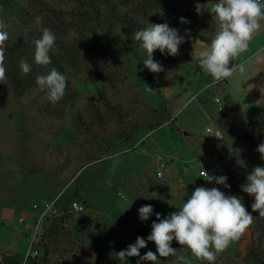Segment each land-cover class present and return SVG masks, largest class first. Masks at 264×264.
I'll use <instances>...</instances> for the list:
<instances>
[{"label":"rangeland","instance_id":"1","mask_svg":"<svg viewBox=\"0 0 264 264\" xmlns=\"http://www.w3.org/2000/svg\"><path fill=\"white\" fill-rule=\"evenodd\" d=\"M13 1L19 5H25L31 0ZM193 1L198 11H206L212 17L209 9L216 0ZM47 2L56 10L72 8V5L65 0H47ZM163 23L177 29L179 34L185 37V42L179 46L178 55L170 56L167 50L163 54L160 51L153 53V59L161 64L166 78L173 81L179 71L175 72L174 63L182 56H191L186 38L188 31L175 17H165L156 24ZM216 27L214 21L212 32L207 34L203 32L202 35L212 39ZM55 35L56 47L52 49L63 56L66 70L71 73L70 96L65 101L59 100L52 103L47 99L46 92L41 91L39 87L31 88L28 92L16 96L8 84H0L2 167L8 169L12 164L10 160L14 156L20 157L21 166H29L26 163L27 157L38 155L39 160H35L33 166L39 172V177L44 178L55 172L56 176L61 178L69 169L73 170L72 175H74L73 172L76 174L78 161L73 157L80 153L82 157L79 162L81 161V166H85L74 178L72 177V181L66 187V189L68 187L72 189L83 171L82 178L95 167H89L90 161L87 160L92 158V152L90 154L89 151L96 150L98 155L100 153L106 155L108 152L115 154L117 151L134 152L133 158L126 162L132 166L138 163L142 169L140 187H133L134 189H129L128 193L113 188V195L118 201L115 209L117 213L102 216L95 215L94 211L87 212L92 208L91 205L79 196L76 190L70 192L68 196L61 199L62 207L55 210L53 208L52 214L50 212V217L46 221L48 230L37 237L31 253L22 255L25 257L22 259V264L25 263L27 256L28 261L34 264H137L139 257H129L126 261H120L117 253L135 243L137 237L146 239L151 233L148 228L151 229L152 222L156 221V213H159L163 219L171 212L178 211L176 207L186 202L195 188L201 186L199 183L192 188L183 182L177 183V179L171 180L169 177L158 179L155 174L161 172L163 176L168 164H170V171H177V168L178 170L186 169L189 166L197 172L199 168L206 169L208 172V167L184 163L179 164L178 167L173 166L171 164L173 155L168 153V146L183 147L184 144L170 142L168 135L154 134L143 145L137 147L138 134L140 132L145 134L163 124L171 117V112L181 101V99L171 103L162 101L159 88L162 72L152 73L144 67L143 60L146 58V52L143 48L137 46L125 48L112 44L108 45L105 55L102 56L95 50L92 37L76 34L75 39L69 40V32H59ZM167 67H170V73ZM208 78L213 79L210 75ZM219 84L220 82H216L214 88H217ZM186 114L187 110L180 112L177 122L184 123L187 120ZM168 124L170 130L177 131L179 137L182 135L173 121L170 120ZM226 126L228 129L229 122H226ZM156 139H159V142L155 147V157L161 159L156 166L155 164L141 165L149 158L147 155L144 156V152L140 154V151L149 152L148 155L151 157ZM245 146L249 148V151L239 163L236 161V176L231 175L230 172L225 175L226 183L230 185V188L215 182L211 188L216 187L226 195L241 197L246 207L252 203L254 197L244 193L241 185L246 183V177L254 167L264 166V160L256 162L254 157L257 152L256 145L246 144ZM12 166L9 167L11 172ZM142 172L145 174L141 175ZM51 177L56 178L55 175ZM73 201L82 203L84 211L79 214L69 213L68 207ZM55 205L57 207L56 201ZM144 205L153 207V214L147 221H142L138 214L139 208ZM87 214L92 218L90 223L89 221L86 223V227L72 228L67 225L69 220L79 221ZM171 246L178 250L176 255L161 258V264H182L178 260L181 255L190 260L191 264H207L206 261L193 258L191 253L187 249H182L176 241H173ZM248 248L249 243L244 245L237 241L218 254L215 264H252L248 257ZM149 250L156 252V246L151 241L147 243L146 248L140 250L141 256ZM140 264H152V262L140 261Z\"/></svg>","mask_w":264,"mask_h":264},{"label":"crops","instance_id":"2","mask_svg":"<svg viewBox=\"0 0 264 264\" xmlns=\"http://www.w3.org/2000/svg\"><path fill=\"white\" fill-rule=\"evenodd\" d=\"M187 41L193 62L182 65L173 81L168 80L162 72L161 82H159L162 101L168 103L177 102L180 99L181 101L171 112V117L169 116L170 118L163 124L150 132L138 134L137 147L143 145L154 134L168 135L170 142L184 144L183 147L168 146V153L173 155L171 156L173 166L178 167L183 163L198 164V167H208V173L213 176H225L229 172L236 176V161L239 163L249 151L245 145L258 147L264 142V29L254 35L248 50L233 61L234 64H244L247 69L246 73L243 76L237 74L233 78L221 81L217 88H214L216 82L208 78V74L203 72L197 63L198 52L206 45L195 36H188ZM215 99L219 102L216 103ZM190 108H192L191 111H189ZM185 110H187V120L184 123H178L177 113L180 114ZM222 115L229 122V128L226 131L218 127V121ZM170 120L182 132L180 137L177 131L170 130L168 126ZM207 128L219 130L221 138L215 139L212 135L206 134ZM244 134L252 135L254 138L244 141ZM158 140H155L154 147H152L154 151L151 157L148 155L149 152L140 151V154L144 152V156L147 155L149 158L141 165L155 164L156 166L158 164L161 159L155 157ZM164 148H166L165 145ZM90 152H92V158L87 161H90L89 167H95L82 178L83 171L72 189L71 187L66 189V187L85 166H81L82 163L79 162L82 157L80 153L73 157L78 161L76 174L73 172L74 175H72L73 170L69 169L66 170L67 174L61 178H58L55 172L40 178L39 172L33 166L35 160H39L38 155L27 157L26 163L29 166H21L20 157L14 156L10 160L12 163L10 165H13L12 172L6 161L5 163L9 165L8 169L2 167L0 157V254L26 255L31 243H36L37 237L48 230L46 221L50 213L38 224L37 235L33 241L38 217L44 203L56 201L55 210L61 206V199L64 196L76 190L78 195L91 205L92 208L87 212L94 211L95 215L101 216L109 213L116 214L118 201L113 195V188L126 193L133 187H140L142 169L138 163L132 166L126 162L133 158L134 152L117 151L115 154L108 152L106 155L102 153L98 155L96 150ZM254 157L256 162L261 160L258 151ZM169 165L163 176L158 177L155 174L156 178L177 179V183L183 182L192 188L198 186L199 183L203 187L211 188L214 183H209L199 177V171L202 168H199L198 172L190 169L189 166L186 169L178 170L177 168V171H170ZM143 174L145 173L142 172L141 175ZM54 175L56 178L51 177ZM33 205L37 208L34 209ZM91 218L87 214L79 221L69 220L67 225L72 228L86 227V223L88 221L90 223ZM88 227L91 226L88 225ZM96 236L95 234V238Z\"/></svg>","mask_w":264,"mask_h":264},{"label":"clouds","instance_id":"3","mask_svg":"<svg viewBox=\"0 0 264 264\" xmlns=\"http://www.w3.org/2000/svg\"><path fill=\"white\" fill-rule=\"evenodd\" d=\"M209 11L217 27L211 42L198 52L201 70L216 82L228 80L237 74L243 76L247 71L245 65L234 64L233 61L248 50L254 35L264 29V0H216ZM42 19V16H38L35 23L40 25ZM181 22L187 21L181 18ZM5 29V22L0 19V84L7 82L4 62L9 33ZM40 31V37L34 41V61L39 65H48L51 63L49 53L57 37L47 27H41ZM133 35L146 52L144 67L152 73L164 71L161 64L153 59L156 50L162 54L167 50L168 55L176 56L179 54V46L185 42V37L167 23H149ZM75 38V30H70L68 39ZM20 66L23 74L31 71V66L26 61L22 60ZM35 82L41 91L46 92L47 99L52 103L59 101L65 94L67 78L55 68L47 75H38ZM148 89L152 91L151 88ZM256 151L259 152L261 160H264V142L258 145ZM199 177L209 183L215 182L230 188L226 183V176H213L203 169ZM241 189L254 197L252 212H258L260 217H264V166L254 167ZM176 208L178 211L171 212L163 219L156 213V221L151 224V233L146 239L137 237L135 243L117 253L119 260L139 257L137 264L140 261L161 264V258L176 255L178 250L171 246L176 241L193 258L215 264L218 254L237 242L254 223V216L247 210L241 197L226 195L216 187H196L190 198ZM138 214L142 221H147L153 214V207L141 206ZM149 241L155 244L156 252L149 250L141 256L140 250L146 248ZM178 260L182 264H191L183 255Z\"/></svg>","mask_w":264,"mask_h":264},{"label":"trees","instance_id":"4","mask_svg":"<svg viewBox=\"0 0 264 264\" xmlns=\"http://www.w3.org/2000/svg\"><path fill=\"white\" fill-rule=\"evenodd\" d=\"M72 5L71 9L56 10L48 5L47 0H31L25 5H19L13 0H0V19L6 24L9 33L7 40L5 68L7 70V82L12 93L16 96L28 92L31 88L39 87L35 80L38 75H47L55 68L67 78V86L64 96H70V83L68 73L63 63V56L51 49L49 55L51 63L39 65L34 61L35 43L41 35V27L51 29L55 34L75 30L76 34L93 38L95 50L105 55L108 45L129 48L140 46V42L134 39V32L150 24H156L165 17H175L187 28L186 38L195 36L206 46L212 39H208L203 32H212L214 21L206 11H198L193 0H65ZM38 16L43 19L40 25L35 23ZM188 45V44H187ZM56 47V44L54 45ZM159 51V50H156ZM162 55V54H161ZM161 55H158L161 57ZM26 61L31 66L28 74H23L20 62ZM193 62L192 57H180L176 61L177 72L182 65ZM199 64V62L197 61ZM170 73V67H167ZM221 82V81H220ZM159 92V90L157 89ZM227 119L222 115L218 121V127L222 131L227 130ZM244 141L252 140L249 134L243 135ZM254 202V198L252 203ZM251 203V204H252ZM251 204L247 210L254 216V223L246 230L238 243H249L248 257L252 264H264V217L258 212H252ZM148 230H151L148 228ZM37 232L35 234V237ZM25 258L20 254H2L0 264H22ZM24 264H34L28 261Z\"/></svg>","mask_w":264,"mask_h":264},{"label":"built area","instance_id":"5","mask_svg":"<svg viewBox=\"0 0 264 264\" xmlns=\"http://www.w3.org/2000/svg\"><path fill=\"white\" fill-rule=\"evenodd\" d=\"M215 102L218 103L219 100L218 99H215ZM206 134H209V135H212L215 139H220L221 138V135H220V131L217 130V129H212V128H207L205 130ZM217 135H219V137H217ZM203 169H201L199 171V174L200 172L202 171ZM206 170V169H205ZM161 172H158L157 175L158 176H161ZM55 206V201H52V202H49V203H44L43 206H42V209L40 211V214H39V217H38V221H37V225H36V229L34 231V235H33V241H34V238H35V234L37 232V227H38V224L40 223V221L47 215L49 214L50 212L53 211V208ZM33 208H37L36 205H33ZM84 211V205L78 201H73L70 203L69 207H68V212L69 213H73V214H79L81 212ZM33 249V242L31 243L30 245V249L28 250L27 252V255L29 253H31V250Z\"/></svg>","mask_w":264,"mask_h":264}]
</instances>
